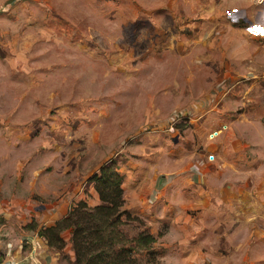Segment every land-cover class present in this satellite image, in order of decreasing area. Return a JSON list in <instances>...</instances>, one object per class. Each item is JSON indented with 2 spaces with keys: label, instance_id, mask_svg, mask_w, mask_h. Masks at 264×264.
I'll list each match as a JSON object with an SVG mask.
<instances>
[{
  "label": "rangeland",
  "instance_id": "rangeland-1",
  "mask_svg": "<svg viewBox=\"0 0 264 264\" xmlns=\"http://www.w3.org/2000/svg\"><path fill=\"white\" fill-rule=\"evenodd\" d=\"M249 28L264 0H0V262L98 204L91 180L113 162L142 220L119 230L155 237L141 264H264V35ZM60 235L54 264H77Z\"/></svg>",
  "mask_w": 264,
  "mask_h": 264
},
{
  "label": "trees",
  "instance_id": "trees-1",
  "mask_svg": "<svg viewBox=\"0 0 264 264\" xmlns=\"http://www.w3.org/2000/svg\"><path fill=\"white\" fill-rule=\"evenodd\" d=\"M91 181L98 204L80 201L52 225L33 230L49 248L62 249L65 242L60 233L69 229L77 264H141L136 254L151 251L155 237L146 228L132 238L119 230L122 218L142 222L124 207L123 176L111 162L101 166Z\"/></svg>",
  "mask_w": 264,
  "mask_h": 264
},
{
  "label": "crops",
  "instance_id": "crops-1",
  "mask_svg": "<svg viewBox=\"0 0 264 264\" xmlns=\"http://www.w3.org/2000/svg\"><path fill=\"white\" fill-rule=\"evenodd\" d=\"M258 173L264 174V166L259 168ZM259 190L261 191L259 195V199L261 200V197H264V180ZM59 218L57 217V219ZM24 235L26 247H24V250H20L22 252L21 257H16L20 252L14 255L8 254L6 259L10 257L11 260L2 261L0 264H54L53 257H51L53 250L48 247L47 242L43 238L37 235V231L25 232ZM20 246L22 247V245Z\"/></svg>",
  "mask_w": 264,
  "mask_h": 264
},
{
  "label": "snow or ice",
  "instance_id": "snow-or-ice-1",
  "mask_svg": "<svg viewBox=\"0 0 264 264\" xmlns=\"http://www.w3.org/2000/svg\"><path fill=\"white\" fill-rule=\"evenodd\" d=\"M248 30L250 32H260L262 35H264V29H260V28H249Z\"/></svg>",
  "mask_w": 264,
  "mask_h": 264
},
{
  "label": "built area",
  "instance_id": "built-area-1",
  "mask_svg": "<svg viewBox=\"0 0 264 264\" xmlns=\"http://www.w3.org/2000/svg\"><path fill=\"white\" fill-rule=\"evenodd\" d=\"M259 1H262V0H259ZM213 133H214L213 136H215V135H217L219 133V131H216V132H213ZM25 242H26V240H25Z\"/></svg>",
  "mask_w": 264,
  "mask_h": 264
}]
</instances>
